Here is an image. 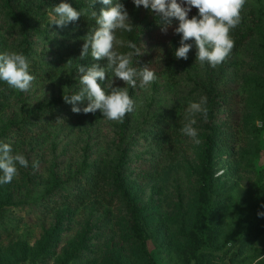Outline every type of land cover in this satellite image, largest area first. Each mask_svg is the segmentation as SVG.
<instances>
[{
	"label": "rangeland",
	"instance_id": "1",
	"mask_svg": "<svg viewBox=\"0 0 264 264\" xmlns=\"http://www.w3.org/2000/svg\"><path fill=\"white\" fill-rule=\"evenodd\" d=\"M61 2L82 12L62 27L51 24ZM91 3L0 0V54L21 52L24 19L35 77L27 92L0 81V142L29 161L0 185V264H252L264 256V0H247L230 33L234 48L216 68L196 61L191 40L188 59L175 57L177 19L169 25L133 0ZM116 3L133 24L117 38L144 48L133 66L147 65L157 79L132 88L108 73L135 101L123 122L99 110L61 120L59 112L73 106L55 101L80 90L78 65L106 64L90 54L79 58L94 31L86 19ZM195 15L193 8L189 18ZM108 77L98 81L103 88ZM201 97L208 118L196 115L195 143L181 129L189 102ZM207 137L213 176L204 197L199 173Z\"/></svg>",
	"mask_w": 264,
	"mask_h": 264
},
{
	"label": "clouds",
	"instance_id": "2",
	"mask_svg": "<svg viewBox=\"0 0 264 264\" xmlns=\"http://www.w3.org/2000/svg\"><path fill=\"white\" fill-rule=\"evenodd\" d=\"M99 2L103 5L112 4V0ZM246 2L247 0H133L137 8L142 5L145 9H150L169 25L170 18L178 20V27L174 30L181 35L180 46L174 53L177 59H188V53L193 47L192 43H188L191 40L196 47V61L202 66L208 64L212 68L222 64L230 56L235 43L230 33L241 23V12ZM96 3L97 0H92L91 8ZM193 8L198 10V15L189 18ZM91 14L97 28L85 37L79 58L84 59L90 54L93 60L106 61V64L101 66L94 63L87 68L78 65V72L82 74L79 78L81 88L72 95H63V99L65 103L73 106L74 113L83 111L87 114L99 110L103 118L123 122L125 116L134 111L135 101L129 95L128 87H113V80L109 79L108 73L111 72L112 77L132 88L137 86V80L140 82L139 86L144 88L155 82L157 77L147 65L139 68L133 66V58L143 55L144 48L142 50L131 40L117 38L118 30L131 32L133 29L128 11L122 3H116L107 10L102 8L99 15L93 10ZM81 15L82 12L69 3L61 2L52 8L51 24L62 27L77 21ZM118 45L127 47L130 51L120 53L116 50ZM106 76L108 84L103 88L98 81H104ZM34 80V75L29 71V61L22 52L6 51L0 54V81L6 82L15 90L27 92ZM85 99L88 101L86 107L81 109L76 106ZM206 104L207 98L201 97L199 102L190 101L186 110L187 123L181 131L195 143L200 142L197 139L198 131L194 127L197 123L195 117L201 114L207 120ZM17 165L27 168L29 161L22 153L13 154L9 143L0 142V172L3 173L0 175V185L11 183L18 175ZM38 166V161L33 162V169ZM258 216H264V212L258 213ZM261 260H264V256L260 255L252 264H260Z\"/></svg>",
	"mask_w": 264,
	"mask_h": 264
},
{
	"label": "trees",
	"instance_id": "3",
	"mask_svg": "<svg viewBox=\"0 0 264 264\" xmlns=\"http://www.w3.org/2000/svg\"><path fill=\"white\" fill-rule=\"evenodd\" d=\"M18 21L20 23V26L22 27L23 33H25V35L23 37L24 45L21 48V52L27 57L30 54V52L32 51V43H31L32 34L29 32V30L27 28L28 23L24 19L19 18ZM86 22L91 26L92 30H95L97 28V25L95 23V18L92 15L86 19ZM55 104L60 105V106L70 105V104L65 103L63 98L60 100H56ZM86 106H87V104L82 106V107H79V108L83 109ZM71 112H73V111L71 110ZM71 112L69 110H67L66 112L60 111L58 114V117H60L61 120H68L74 116L77 117V116L81 115L82 113H84L83 111H81L80 113L71 114ZM205 145H206V149H205L204 154H203V165H202V168H201L200 173H199L200 178H201L200 189H201V193H202V195H204V197L206 196V194L208 192L209 181L213 176V167H212L213 166L212 165L213 164V162H212V156H213V154H212L213 148L212 147L213 146L211 145V140L209 137L206 138ZM133 227L135 228V230H138V225L136 222L133 224Z\"/></svg>",
	"mask_w": 264,
	"mask_h": 264
}]
</instances>
